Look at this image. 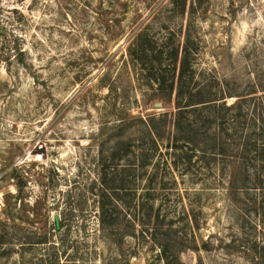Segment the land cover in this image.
<instances>
[{"label": "rangeland", "instance_id": "obj_1", "mask_svg": "<svg viewBox=\"0 0 264 264\" xmlns=\"http://www.w3.org/2000/svg\"><path fill=\"white\" fill-rule=\"evenodd\" d=\"M178 263L264 264V0H0V264Z\"/></svg>", "mask_w": 264, "mask_h": 264}, {"label": "trees", "instance_id": "obj_2", "mask_svg": "<svg viewBox=\"0 0 264 264\" xmlns=\"http://www.w3.org/2000/svg\"><path fill=\"white\" fill-rule=\"evenodd\" d=\"M148 36V34L146 33V30L144 31H140L138 32V34H136L134 40H132V42L129 44L128 46V52L130 54L131 59L134 61H137L138 59H141V61H144L145 58H143L145 55L148 56V52L152 51L153 48V37H147L148 40L146 41L144 36ZM149 44V45H148ZM182 49L179 50V48H175L174 51V55L176 57V59L178 60L179 54L181 52V66L182 69L179 72V76L177 78H173L171 84H170V90L173 91V89L175 88V84L178 82V84L180 83V89L179 92L177 94V101H178V105H179V113L184 112L185 109L188 106H193L195 104L198 103H202L205 102L207 100H205L203 97L199 98V96L195 97L196 94H188L190 95V99H187V94H185V90L183 88V76L185 74L186 68L190 67V55H191V51L189 50V46H188V39L184 42V44L181 46ZM151 55V54H150ZM159 81V87L160 88H164L165 84H166V78L161 77V78H157ZM166 94H161L160 97L161 99H163L162 97H167ZM170 95V94H169ZM171 99V97L169 98V100ZM186 99V102L184 103L183 100ZM183 103V104H181ZM155 116L151 115L149 116L148 120L144 119L143 117L140 118L142 123L144 124L145 128H144V134L145 136L143 138L145 139H149L150 144L148 147H143L142 153H141V159L143 161V164H146L148 161H150V159L154 156L155 151L154 148L157 147L158 145V141L160 139V137H162V135L164 134V132L166 131V122L167 120L164 119L165 125L164 126H160L157 125L154 121H155ZM179 122H177L178 124ZM173 125L176 126V122H173ZM161 129L163 130V134L161 132ZM177 140H181V142L183 141L185 143V145L190 144L191 142H194V138L193 136H189V135H183L180 138H178ZM151 145V146H150ZM128 147V146H127ZM147 148V149H146ZM150 210L147 212H142L139 213V216H137L135 214V219H134V223L138 222L141 223L143 226L147 227L146 225L150 224L151 221V214H150ZM100 220H101V224L103 226V228H105L106 225V221H107V214L105 209L103 208L102 213L100 214ZM148 221V222H147ZM135 226V225H134ZM146 228H143V230ZM147 230V229H146ZM133 231V230H132ZM131 231V234H135V232ZM168 248L165 247L164 248V253L166 254V257L168 258V263H170L169 261V255L167 252ZM180 264V263H178Z\"/></svg>", "mask_w": 264, "mask_h": 264}, {"label": "water", "instance_id": "obj_3", "mask_svg": "<svg viewBox=\"0 0 264 264\" xmlns=\"http://www.w3.org/2000/svg\"><path fill=\"white\" fill-rule=\"evenodd\" d=\"M156 104H157V106L161 105V103H156ZM56 224H57V227L59 228L60 227V218L58 215H56Z\"/></svg>", "mask_w": 264, "mask_h": 264}]
</instances>
